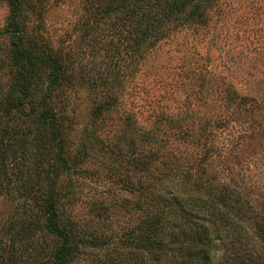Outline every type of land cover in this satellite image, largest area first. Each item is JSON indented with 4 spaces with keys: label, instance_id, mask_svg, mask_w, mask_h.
<instances>
[{
    "label": "rangeland",
    "instance_id": "obj_1",
    "mask_svg": "<svg viewBox=\"0 0 264 264\" xmlns=\"http://www.w3.org/2000/svg\"><path fill=\"white\" fill-rule=\"evenodd\" d=\"M32 2L35 10H23L26 35H38L71 66L70 80L48 102L63 122L70 166L58 167L55 150L34 140V128H29L25 150L6 153L9 173L0 175V255L11 251L15 264H39L48 256L53 236L43 227L30 230L17 244L12 232L20 230L16 221L38 219L33 197L48 187L42 167H51L58 172L51 170L49 176L65 191L60 199L64 212L60 208L58 214L83 228L87 238L101 234L109 239L80 245L70 264H136L139 253L131 241L145 215L140 203L148 199L131 186L141 176L132 159L160 148L154 171L166 169L159 160H172V165L190 166L192 173L199 169L209 179L192 186L186 197L195 209H207L209 185L217 190L229 184L257 215V221L247 217L245 226L236 227V238L227 226L212 229L215 262L231 261L237 234L245 230L248 242H254L247 245L251 252L264 257V245L253 235L258 219L264 223V0H202L194 18H183L185 12L171 21L142 53L131 47L134 30L115 22L121 9L98 21L91 0ZM10 14L8 0H0L4 91L17 69L10 50ZM46 84L44 80L42 87ZM105 103L110 105L104 109ZM172 181L179 182L176 177ZM161 190L166 192V185ZM167 260L174 264L175 258L168 254Z\"/></svg>",
    "mask_w": 264,
    "mask_h": 264
},
{
    "label": "trees",
    "instance_id": "obj_2",
    "mask_svg": "<svg viewBox=\"0 0 264 264\" xmlns=\"http://www.w3.org/2000/svg\"><path fill=\"white\" fill-rule=\"evenodd\" d=\"M144 1L104 0L101 4L100 0H91L92 13L99 21L100 18L121 9V16L115 22L134 30L131 47L134 51L142 53L146 44L160 37L171 21H176L174 19L183 16L185 12L187 15L183 18L190 20L202 9V0H147L145 3ZM8 2L11 11L8 29L14 37L10 50L17 69L8 90L4 91L0 85V175L6 176L9 173L8 163L5 162L6 153L12 152L11 150L17 151V149L25 150L24 146L30 134L29 128L35 129L37 137L35 135L34 140L42 141L55 150L54 160L57 165L59 164L58 167L67 170L70 161L65 157L67 144L64 137V125L61 118L56 115L54 107L49 106L48 102L53 92L58 91L57 88L63 82L70 80L71 66L64 63L65 56L53 50L46 42H42L38 35L31 38L26 35V26L22 19L23 10L25 8L35 10L32 0H8ZM44 80L47 84L42 87ZM109 105L110 103H105L104 109ZM25 106L29 108L27 111L24 110ZM24 115L26 118L22 117ZM3 141H5L4 144ZM7 146H9L8 150L4 149ZM48 146L44 148L48 150ZM159 154L160 148H156L150 150L146 157L145 155L134 156L132 159V165L138 166L141 176L138 182L131 183V186L145 193L148 199L144 202L145 204L140 203V208L145 211V215L138 222L137 235L134 241H131L139 253L136 264H170L167 260L168 254L175 258L174 264H218L212 256L214 249L212 229L227 226L235 237V229L238 228L239 231L241 226H245L244 221L250 217L257 221V215L252 213L250 206H246L247 201L239 200L235 190L229 184L222 185L220 186L222 188L217 190L213 185H209L212 198H207L209 202L207 209H202L203 205L198 210L195 209L196 207L190 200H186V197H190L192 186L205 184L209 179L203 178V173L199 169H194L195 172L192 173L190 166L186 168L180 164V166L172 165L171 163L174 162L172 160L166 163L158 159L159 163L163 162L166 169L161 171L159 168L154 171L157 168L155 162ZM42 170L47 173L46 186L48 187L45 190L41 188L42 194L33 197L40 212L36 214L38 219L28 220L26 224H19L16 221L15 224L19 225L20 230L16 229L12 233L18 236L17 244L23 242L30 230L32 232L37 226L43 227L47 234L53 236V242L50 243L48 256L40 260L39 264H70L72 259L80 253V245L83 247L88 243H95L94 241L102 242L109 239L107 236L102 239L101 234L94 235V238H87L88 236L82 232L83 228L79 229L69 218L58 214L64 212L60 206V199L65 195V191L59 190L56 187L57 180L49 176L50 172H53L51 170L56 172L58 170L51 167H42ZM154 172L161 176H156ZM175 177L179 180L176 184L175 181L170 182ZM164 185H166V192L158 191ZM175 186L178 189L171 195V189ZM148 193H152L153 198ZM206 221L212 222L214 227H210ZM168 228L171 230H169L168 239H165L164 232ZM245 232L240 231L237 234L236 242L239 243L235 245L237 249L232 247L234 253L231 255V261L223 262V264H264V257L259 253H252V247L247 246L249 243L254 245V242H248L246 236L250 233L246 230ZM253 235L259 237L261 245H264V223L259 222V219ZM127 238L130 244V237ZM127 242L123 247L127 245ZM143 252H148L149 255L145 257ZM10 253L12 252L10 251L6 257L0 255V264H15V259L11 258ZM118 254L121 252L119 251Z\"/></svg>",
    "mask_w": 264,
    "mask_h": 264
}]
</instances>
